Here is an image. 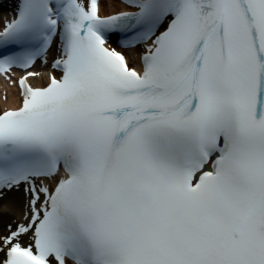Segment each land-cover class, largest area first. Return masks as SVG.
I'll use <instances>...</instances> for the list:
<instances>
[{
  "label": "snow or ice",
  "instance_id": "snow-or-ice-1",
  "mask_svg": "<svg viewBox=\"0 0 264 264\" xmlns=\"http://www.w3.org/2000/svg\"><path fill=\"white\" fill-rule=\"evenodd\" d=\"M122 2L18 0L0 30V74L26 73L0 114V201L26 197L0 264H264V0Z\"/></svg>",
  "mask_w": 264,
  "mask_h": 264
},
{
  "label": "bare ground",
  "instance_id": "bare-ground-1",
  "mask_svg": "<svg viewBox=\"0 0 264 264\" xmlns=\"http://www.w3.org/2000/svg\"><path fill=\"white\" fill-rule=\"evenodd\" d=\"M5 8L2 7L0 11V25L6 20L7 16L10 14L9 11H5ZM103 12L107 13L106 3H103ZM133 63L137 62L133 60ZM5 83L0 86V112L10 107L7 101H5V91L10 87V84L6 83V78H3ZM11 88V89H10ZM9 90L12 91L14 95V89L10 87ZM3 204L5 206H3ZM26 197L23 194V191H13L9 193L3 201H0V234H6V226L12 224L13 227L17 222L21 221V218L25 212Z\"/></svg>",
  "mask_w": 264,
  "mask_h": 264
}]
</instances>
